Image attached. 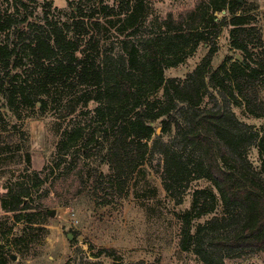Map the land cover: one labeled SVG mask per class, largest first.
Listing matches in <instances>:
<instances>
[{
    "label": "rangeland",
    "instance_id": "374dc122",
    "mask_svg": "<svg viewBox=\"0 0 264 264\" xmlns=\"http://www.w3.org/2000/svg\"><path fill=\"white\" fill-rule=\"evenodd\" d=\"M51 1L52 7L45 10V0H1L2 7L16 12L19 21L27 14L36 31L54 25L72 30L73 12L81 10L86 16L89 32L96 34L89 16L93 8H102L100 14L103 26L100 35L102 34L101 60L104 68H122L130 72L134 79L143 76L147 80L145 76H149V71L146 40L158 36L161 37L159 42H162L165 39L163 21L169 13L178 16L179 12L194 7L200 0ZM137 1H140V6L136 15L121 33L124 17L117 12L120 8L130 10ZM257 1L260 5L257 21L262 26L264 37V0ZM222 14L218 13L219 16ZM230 33L231 27L225 26L218 36V51L207 74L224 60L229 61V65L238 59L237 55L241 52L231 47ZM11 35L10 31L0 32V42L10 39ZM123 40H130L136 45L137 65L131 66L126 51L122 48ZM159 48L165 59L178 60L184 57L177 64L165 65L162 86L156 89L152 84H144L149 100L164 98L163 86L167 80H186L207 54L209 45L201 42L191 53H187L189 48L173 53L165 44H159ZM19 50L23 56L21 83L31 60L27 50ZM3 73V64L0 63V76ZM205 86L206 94L200 105L194 106L176 98L171 113L185 122L192 111L202 116L208 112L212 115L213 123L210 124L219 132L222 140L230 142V147L243 154L254 168L261 169L262 161L257 146L252 142L264 136V117L258 118L247 112L242 97H239L237 103L229 93V85L225 88L215 87L207 78ZM27 94L30 99L24 104L17 102L18 113L15 114L7 99L0 93V110L7 120L6 127L8 124L9 128V131H2L0 134V194L5 191L6 180L10 177L19 178L22 184H32L34 176L31 172L41 171L43 175L46 173L47 178L42 186L31 187V191L34 197L42 198L50 204L49 217L46 225L32 223L30 227L18 221L14 213H5L0 203V264H91L94 261H100L98 264H208L205 258H208L210 264H264V250L226 251L213 248L208 243L213 234L227 231V228L221 227L222 221L215 220L217 216H222V208L219 201L212 199H201V204L204 203L201 206L204 210L215 204L216 207L192 220V233L199 228L200 241L193 243L189 250L182 247V214L191 207L193 192L199 188H212L215 193L218 191L210 181L197 177L201 173V169L197 171L201 163L199 144L189 139L184 131L177 132L175 128L170 134L163 131L162 120L167 116H162L153 123L154 131L148 143L150 148L156 146L155 151L137 165L130 182L121 188L110 176L108 164L101 167L102 174L95 175L90 167L97 165L96 162L89 163L82 159L78 151L88 140L89 132L99 129V116L92 110L95 103H90V109L83 108L84 113H75L59 123L56 117L58 104L48 101L43 108L34 91L28 90ZM260 96L264 100V88L260 91ZM231 113L237 116L238 121L230 122ZM247 124L251 127H246ZM76 126L83 128L84 138L80 139L78 145H66L62 151L66 153L57 155V142L62 131H71ZM21 130L29 135L27 147L22 144ZM240 130L247 131L250 137L236 139L235 134ZM93 144L94 142H90L89 146ZM10 147L15 150L5 151ZM163 150H169L171 155L189 162L190 168L193 166L190 174L185 173L188 179L183 184L181 180L177 187L179 198L169 194L164 187ZM27 151L31 156L28 168L30 173L25 170ZM54 159L61 164L59 168L55 165L51 167ZM47 164L49 168L45 170ZM80 168L83 170L78 172ZM46 187L50 188L49 192H46ZM78 187L81 188L79 194L75 191ZM201 206L193 211L194 215ZM35 218H40V215ZM104 248H113L116 253L108 256L102 253Z\"/></svg>",
    "mask_w": 264,
    "mask_h": 264
},
{
    "label": "trees",
    "instance_id": "16d2710c",
    "mask_svg": "<svg viewBox=\"0 0 264 264\" xmlns=\"http://www.w3.org/2000/svg\"><path fill=\"white\" fill-rule=\"evenodd\" d=\"M139 2L130 10L120 8L117 12L119 16L124 15L121 33L132 22L140 6ZM44 4L47 6L45 10L52 7L51 0H45ZM259 7L257 0H200L194 7L179 12L178 16L169 13L163 21L165 39L159 42L161 37L153 36L145 42L149 71V76H145L148 79L145 80L143 76L134 79L130 72L122 68H104L101 60L102 34L100 35L103 26L100 14L102 8H93L89 16L96 34L89 32L86 16L81 10L73 12L72 30L54 25L36 31L27 14L19 21L16 12L4 9L0 0V32L12 33L10 39L0 42V63L4 70L0 76V93L16 114V103H27L30 99L28 90L34 91L43 108L48 101L58 104L56 117L59 123L75 113H84L83 108L90 109V103L94 102L92 110L99 116V129L89 132L88 140L78 151L82 159L89 163L96 162L97 165L90 167L95 175L102 174L101 167L108 164L110 176L121 188L130 182L137 165L155 151L156 146L150 148L148 143L154 131L153 123L162 116H167L162 120L163 131L169 134L173 128L177 132L184 131L189 139L199 144L201 163L197 171L201 169V173L197 177L210 181L218 191L215 193L212 188H199L193 192L191 207L182 214V247L189 250L193 243L200 241L199 228L192 233V220L216 207L215 204L204 210L201 206L204 204H201V199H212L219 201L222 208V216H217L215 220L222 221L221 227L227 228V231L213 234L208 239L213 248L226 251L264 250V136L252 142L257 146L262 161V168L257 170L243 154L230 147V142L222 140L219 132L210 124L213 123L212 115L208 112L202 116L192 111L185 122L171 113L176 98L194 106L200 105L206 94L208 78L215 87L225 88L229 85V93L237 103L239 97H242L247 112L258 118L264 117V100L260 96V91L264 88V37L262 26L257 21ZM218 13L223 14L219 16ZM225 26L231 27V47L240 50V58L229 65V61L224 60L207 74L218 51L217 38ZM201 42L208 43V52L187 79L182 82H177L175 78L167 80L163 86L164 98L149 100L144 84H152L156 89L162 86L165 65L177 64L184 57L178 60L163 58L159 44H165L173 53L187 48V53H191ZM19 48L27 50L31 60L21 83L23 56ZM122 48L126 51L131 66L137 65L136 45L130 40H123ZM229 119L231 123L238 121L233 113ZM6 123L0 110V134L2 131H9ZM249 126L247 124L246 127ZM235 135L240 140L250 137L244 130ZM83 138L81 126L73 127L71 131H62L57 142V155L66 153L62 152L66 145H78ZM21 139L22 144L27 147L29 135L25 130H21ZM90 142L94 144L89 146ZM14 150L10 147L5 151ZM163 153L164 187L169 194L179 198L177 187L181 180L183 184L188 179L185 173L190 174L193 166L190 168L189 162L171 155L169 150H163ZM26 154L25 170L28 173L31 156L29 151ZM53 165L58 168L61 166L57 159L53 160L51 167ZM48 168L49 164L45 170ZM82 170L80 168L78 172ZM31 173L34 176L30 177L32 184L29 181V184H22L19 178L10 177L6 180L5 191L0 194L1 207L5 213H14L17 220L27 226L31 227L32 223L46 225L50 204L42 198L34 197L31 187L42 186L47 174L43 175L41 171ZM49 190L46 187V192ZM75 191L79 194L81 188L78 187ZM199 206L201 209L194 215L193 211ZM36 215H40V218H35ZM102 251L108 256L116 253L113 248H104ZM205 260L210 264L208 258Z\"/></svg>",
    "mask_w": 264,
    "mask_h": 264
},
{
    "label": "water",
    "instance_id": "95a60500",
    "mask_svg": "<svg viewBox=\"0 0 264 264\" xmlns=\"http://www.w3.org/2000/svg\"><path fill=\"white\" fill-rule=\"evenodd\" d=\"M237 58H240V55L239 54L237 55Z\"/></svg>",
    "mask_w": 264,
    "mask_h": 264
}]
</instances>
